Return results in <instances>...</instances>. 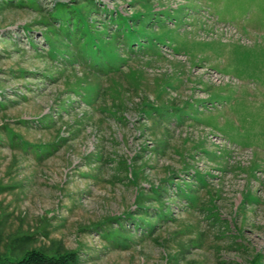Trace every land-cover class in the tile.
I'll return each mask as SVG.
<instances>
[{"label":"rangeland","instance_id":"1","mask_svg":"<svg viewBox=\"0 0 264 264\" xmlns=\"http://www.w3.org/2000/svg\"><path fill=\"white\" fill-rule=\"evenodd\" d=\"M0 233L264 264V0H0Z\"/></svg>","mask_w":264,"mask_h":264},{"label":"trees","instance_id":"2","mask_svg":"<svg viewBox=\"0 0 264 264\" xmlns=\"http://www.w3.org/2000/svg\"><path fill=\"white\" fill-rule=\"evenodd\" d=\"M127 218V216H124ZM120 216L109 218L111 223L119 222ZM33 236L26 234L6 239L0 233V264H79L78 251L62 247L36 248L31 244Z\"/></svg>","mask_w":264,"mask_h":264}]
</instances>
